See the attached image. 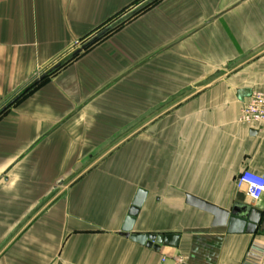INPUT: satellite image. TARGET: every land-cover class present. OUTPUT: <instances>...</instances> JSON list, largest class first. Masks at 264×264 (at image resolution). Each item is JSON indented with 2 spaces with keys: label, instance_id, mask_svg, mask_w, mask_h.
Wrapping results in <instances>:
<instances>
[{
  "label": "crops",
  "instance_id": "crops-1",
  "mask_svg": "<svg viewBox=\"0 0 264 264\" xmlns=\"http://www.w3.org/2000/svg\"><path fill=\"white\" fill-rule=\"evenodd\" d=\"M144 1L0 0V111L47 74L0 115V264H242L252 247L264 264V196L236 185L264 175V133L238 122L264 93V0ZM139 189L132 232L176 248L120 236ZM186 195L257 209L256 232Z\"/></svg>",
  "mask_w": 264,
  "mask_h": 264
},
{
  "label": "water",
  "instance_id": "water-1",
  "mask_svg": "<svg viewBox=\"0 0 264 264\" xmlns=\"http://www.w3.org/2000/svg\"><path fill=\"white\" fill-rule=\"evenodd\" d=\"M110 28L102 31L100 34L92 38L81 48L75 51L72 56H77L86 50L89 46L103 37ZM60 64L50 70L53 72L58 69ZM42 75L34 83L46 77ZM146 198V192L139 189L134 197L131 207L125 218L124 224L120 231V236L146 248L159 251L162 246L176 248L180 241V235L177 234H139L132 232L135 219ZM186 205L207 213L213 217L212 227H225L228 234H254L262 216V212L248 206H233L230 211L222 210L208 202L200 200L190 195H186Z\"/></svg>",
  "mask_w": 264,
  "mask_h": 264
},
{
  "label": "built area",
  "instance_id": "built-area-1",
  "mask_svg": "<svg viewBox=\"0 0 264 264\" xmlns=\"http://www.w3.org/2000/svg\"><path fill=\"white\" fill-rule=\"evenodd\" d=\"M238 122L264 133V93L254 92L250 95L242 106ZM236 185L244 188L252 202H257L264 196V175L244 170L238 175ZM261 259L262 252L252 247L247 251L242 264H260Z\"/></svg>",
  "mask_w": 264,
  "mask_h": 264
},
{
  "label": "trees",
  "instance_id": "trees-1",
  "mask_svg": "<svg viewBox=\"0 0 264 264\" xmlns=\"http://www.w3.org/2000/svg\"><path fill=\"white\" fill-rule=\"evenodd\" d=\"M156 1H158V0H151L150 2H148L146 5H144V6H142V7H140L135 13H137V12H141V11H143V10H145L146 9V7H148V6H150V5H152V4H154ZM116 26V25H115ZM115 26H113L112 28H110L109 29V31L103 36V37H101L99 40H101L102 38H104L107 34H109V33H111L116 27ZM117 29V28H116ZM98 40V41H99ZM98 41H96L95 43H97ZM94 43V44H95ZM93 45V44H92ZM91 45V46H92ZM91 46H89V47H91ZM88 47V48H89ZM87 48V49H88ZM86 49V50H87ZM85 51V50H84ZM83 51V52H84ZM75 57V56H74ZM45 79V77L43 78V79H41V80H39L37 83H34V84H32L29 88H27L25 91H23L20 95H18L12 102H10V104L7 106V107H9L10 105H12L13 103H15V102H17V101H19L21 98H23L29 91H31L34 87H36L40 82H42L43 80ZM7 107H5L4 109H2L1 111H0V115L7 109Z\"/></svg>",
  "mask_w": 264,
  "mask_h": 264
},
{
  "label": "rangeland",
  "instance_id": "rangeland-1",
  "mask_svg": "<svg viewBox=\"0 0 264 264\" xmlns=\"http://www.w3.org/2000/svg\"><path fill=\"white\" fill-rule=\"evenodd\" d=\"M158 1H160V0H158ZM158 1H156L155 3H157ZM146 3H147V1L142 2V3H141L142 5H140V6L142 7V6L146 5ZM155 3H154V4H155ZM154 4H152V5L148 6V7H146L145 10H147L148 8H150L151 6H153ZM132 6H133V4H132ZM132 6H128V8H125V9H124V12H123L124 17H123V19H122L121 22H119L116 26L114 25L117 29H118L121 25L125 24V23L130 19V17H131L132 14H130V15L127 16V13L130 12V11L133 9ZM145 10H143V11H145ZM134 12H135V11H134ZM133 14H134V13H133ZM126 16H127V17H126ZM129 16H130V17H129ZM112 24H113V23H112ZM108 26H110V25H108ZM112 27H113V26H112ZM116 28H115L112 32H114V31L116 30ZM112 32H111V33H112ZM109 34H110V33H109ZM109 34H107V35H109ZM107 35H106V36H107ZM106 36H105V37H106ZM102 39H103V38H102ZM99 41H100V40H99Z\"/></svg>",
  "mask_w": 264,
  "mask_h": 264
}]
</instances>
